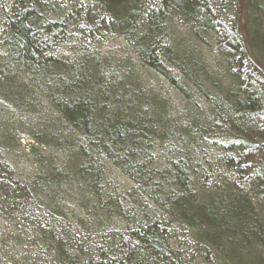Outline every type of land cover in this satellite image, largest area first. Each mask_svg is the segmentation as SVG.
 <instances>
[{
	"label": "trees",
	"instance_id": "obj_1",
	"mask_svg": "<svg viewBox=\"0 0 264 264\" xmlns=\"http://www.w3.org/2000/svg\"><path fill=\"white\" fill-rule=\"evenodd\" d=\"M91 3L103 15L93 31L81 27L84 21L98 19L86 12L80 0H69L64 6L52 0L4 2L0 17V264H192L171 248L165 215L195 231L211 248L220 247L227 238L234 241L236 235L264 245V80L242 71L249 49H264V8L258 7L259 24L248 40L239 28L233 32L223 28L209 0ZM173 17L205 44V36L216 38L229 72L224 78L231 87L225 92L218 86L220 69L214 71L196 48H184L183 40L175 42L180 38L168 33L166 22ZM101 30L119 34L144 67L183 94L186 83L202 93L207 83L211 88L206 91L215 90L222 97L205 94L216 111L213 117L223 121L231 136L256 143L235 145L237 139H232L235 142L227 152L241 159L233 163V157H224L232 161L230 167H235L242 183L250 188L257 183L256 202L238 191L225 206L197 203L189 158L178 156L162 170L152 166L154 139L161 137L154 131L162 115L146 117L128 98L121 116L120 105L115 112L111 99L121 101L131 95L127 90L119 93L122 89L96 70L91 57H55L74 33L90 41L100 37ZM177 75L185 81L183 85ZM46 110L49 119L43 115ZM215 119L206 120L205 126L212 130ZM185 132L188 143L200 133L189 128ZM24 140L26 146L21 143ZM21 164L29 174L23 175ZM107 164L133 184L126 206L116 194L103 192ZM74 207L82 209L83 216L76 215ZM113 217L119 220L118 230L111 229ZM79 230H85L81 233L86 240L80 238ZM258 264H264V259Z\"/></svg>",
	"mask_w": 264,
	"mask_h": 264
},
{
	"label": "rangeland",
	"instance_id": "obj_2",
	"mask_svg": "<svg viewBox=\"0 0 264 264\" xmlns=\"http://www.w3.org/2000/svg\"><path fill=\"white\" fill-rule=\"evenodd\" d=\"M52 1L61 6L69 3V0ZM80 1L86 12L93 13L98 19L95 22L84 21L81 27L90 31L98 29L99 22L103 20V15L92 6L91 0ZM154 1L157 0H149L150 3ZM4 2L5 0H0V17L4 9ZM209 3L225 30L233 32L236 28H239V31L246 35L248 40L254 37L255 29L259 24L257 9L258 7L264 8V0H209ZM104 20L107 23L111 22L109 16H104ZM244 25L246 29L242 27ZM166 26L169 34L175 33L174 39L180 38L175 42L183 40L182 46L184 48L189 47L190 50L196 48L202 61H207L214 71L220 69L218 86L221 87L223 92L231 87L229 79L224 78L225 73L229 75V72L214 36H205L206 44L195 39L190 33V27L186 26L178 17L169 19ZM99 34L100 37L93 36L90 41H87L81 33H74L69 43L57 49L55 57L68 56L73 58L82 54L91 57V62L99 68L96 70L98 72L102 71L108 77L107 80L110 83L122 89L119 93L124 94L123 90H127V95H131L122 98V102L111 99L112 110L115 109V112L121 110V116H123L122 113H126L127 103H130V101H127L128 98L132 99V103L141 111L142 115L146 117L151 115L159 117V114L162 115L163 119H159V121L161 120L160 123L159 121L156 122L158 126L154 131V133L160 134L161 137L154 139L152 166L162 170L167 167L168 161H174L178 156L186 157L187 160L189 158L192 161L190 164L191 187L197 203H223L222 206H225L232 194L238 193V191L244 192L251 197L253 202H256L257 198L254 196V192L257 191V183L254 184L253 188H250L240 181L235 167H230V165L232 161L238 163L241 158L235 152H227V148L235 142L234 140L231 142L232 139H237L235 145L239 143L246 145L256 143L254 140L247 141L240 137L231 136L223 121L220 118L215 119L213 117L212 113L216 111L208 102L205 94L208 92V97L219 98L220 100L222 97L215 90H212L213 92L206 91L211 88L207 83L203 84V89L206 91L203 94L191 84H184L185 81L177 75L176 79L182 85H185L186 93L183 94L162 76L144 67L119 34L112 33L109 30H101ZM172 44L170 42V45ZM261 49L262 51L258 47L252 49V51L249 49V55L243 57L242 71L264 80V49ZM255 64L258 66H255ZM43 115L46 119L50 117L47 110ZM213 119H215V122L211 124V130L205 126V122L206 120L211 122ZM188 128L200 131V133H196V137L191 143H188V137H186L185 130H188ZM29 142L31 145L34 144L31 141ZM21 143L23 146L27 145L25 140ZM230 156L234 160L226 161L224 159V157ZM21 166L23 175L30 173V170L24 164H21ZM106 166L103 192L105 196L116 194L121 205L126 206L128 193L133 184L115 167L108 164ZM254 174H256L255 171L251 173V175ZM15 177H20V175L15 172ZM74 211L76 215L83 216V211L79 207H74ZM261 214L264 216V213ZM103 217L101 216V218ZM111 219L109 220L110 224L112 223L111 229L118 230L120 228L119 220L116 217ZM165 222L169 223V244L171 248L180 252L185 260H191L192 264H258L260 260L264 259V245H260L252 238L245 239L244 236L236 235L234 241L227 238L220 247L211 248L198 239L195 231L187 229L172 219L170 220L166 215ZM89 223L90 218L86 217L84 224L88 225ZM91 230L99 229L93 228ZM78 232H85V230H79ZM80 238L86 240L82 233Z\"/></svg>",
	"mask_w": 264,
	"mask_h": 264
}]
</instances>
